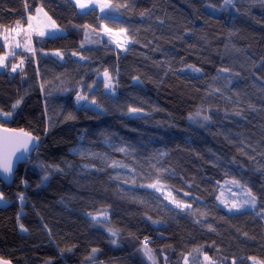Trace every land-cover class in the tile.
<instances>
[{
	"label": "trees",
	"instance_id": "1",
	"mask_svg": "<svg viewBox=\"0 0 264 264\" xmlns=\"http://www.w3.org/2000/svg\"><path fill=\"white\" fill-rule=\"evenodd\" d=\"M105 1L126 7L103 19L70 0H0V28L26 27L41 8L64 32L34 37L21 70L0 72V126L39 140L12 185L0 183V259L149 264L147 240L156 264L194 253L264 264V2ZM101 25L124 31L127 49L87 45L85 32ZM105 71L115 96L98 81ZM79 93L99 110L76 107ZM199 113L208 119L197 130L189 118ZM233 181L256 197L254 211L218 205ZM152 184L189 209L169 206Z\"/></svg>",
	"mask_w": 264,
	"mask_h": 264
},
{
	"label": "rangeland",
	"instance_id": "2",
	"mask_svg": "<svg viewBox=\"0 0 264 264\" xmlns=\"http://www.w3.org/2000/svg\"><path fill=\"white\" fill-rule=\"evenodd\" d=\"M78 9L80 13H85L89 10H96L99 13L100 18L106 19L108 15V11L110 8H105L104 11H101L99 7V3L101 2H107L105 0H91L89 3V7L85 9H81L78 7L77 0H70ZM87 2V0H86ZM108 3V2H107ZM229 2H225V6L228 5ZM222 6V5H221ZM224 6V7H225ZM229 9V6L226 7ZM225 8V9H226ZM41 9V8H38ZM35 11L32 21L28 20L27 26L23 27L21 29L14 28V29H7V28H0V41L4 46L5 49V55L2 57H6L4 60V63L0 65V72H5L6 70L10 73H16L21 70L23 63L21 64V61L24 62L25 59H22L23 56H32L33 55V38H47L50 40H55L59 37L64 36V32L59 29L57 26L53 28L51 26V21L49 20V16L44 15V11L41 12ZM211 10L212 8L210 6H207V10ZM209 10V11H210ZM212 12V11H210ZM110 19V18H109ZM31 23L32 29H28V25ZM43 31L44 35H39V32ZM85 42L87 45H97L98 42L104 40L109 42L117 51L123 52L127 49L129 45V41L126 37V33L124 31H111L106 32L105 27L101 25L100 30L97 33H88L85 32ZM20 44V47H17V44ZM119 45V46H118ZM28 48H31L32 50L29 51ZM12 53V54H10ZM55 53V52H52ZM56 57L60 58V55H56ZM16 66V70L13 71V67ZM98 81L103 86V92L105 94L115 96L116 94V87L115 83L111 81V87L106 88L105 87V73H102L98 77ZM96 87L93 86L91 88V91H93ZM79 97H85L83 94H78L75 98V105L78 108H89V109H95L99 110V108L89 101L87 97L78 99ZM204 124H207V120L205 119V116L202 113H199L191 118H189V126L193 129L200 130L202 129V126ZM159 189V190H157ZM151 192H154L158 195H160L164 201L171 206L172 208L178 210V211H184L189 209L186 206L181 205L180 207H177V203L172 200L170 194L160 187H151L148 189ZM248 190L245 188H242L232 182H226L222 184L219 187V193H218V199L217 203L218 205L224 209L227 213H241V212H248V211H254L255 210V204L253 205L251 201V197L248 195ZM245 201H249V203H245ZM241 205L242 207L237 209H232L233 204ZM8 205V202L4 199L0 200V208H4ZM231 209V210H230ZM99 222H102L104 220V217H97ZM100 227L102 230H104L107 235L111 238L112 244L116 245V233L112 231L111 229L107 228L105 224H100ZM115 233V235H113ZM115 241V243H113ZM145 253V257L149 264H156L155 258L153 255L146 254V250L143 251ZM200 254V253H199ZM149 255L151 256V259L149 258ZM252 264H258L256 262H251ZM182 264H208V261L205 260L204 255H197V253H194L193 255L186 256L184 258Z\"/></svg>",
	"mask_w": 264,
	"mask_h": 264
},
{
	"label": "snow or ice",
	"instance_id": "3",
	"mask_svg": "<svg viewBox=\"0 0 264 264\" xmlns=\"http://www.w3.org/2000/svg\"><path fill=\"white\" fill-rule=\"evenodd\" d=\"M90 2H91V0H87V2H86V0H77L78 7H80L81 9L88 8ZM226 2H230V0H226ZM262 2H264V0H262ZM121 6L126 7V5H112V4L107 3V2L99 3V7H100L101 11H104L105 8H112V7L118 8ZM41 11H42V9L37 10V12H41ZM44 15L47 16V13H44ZM33 19H35V17H33V16L28 17L29 21H32ZM49 20H51L50 17H49ZM51 26L53 28L56 27L55 21H51ZM85 27L87 28L88 26L85 25ZM17 28L18 29L22 28V25H20L19 21H17ZM28 29H32L31 23H29ZM105 31L110 32V30L107 28H105ZM44 34L45 33L43 31L39 32V35H41V36ZM16 46L20 47V44L18 43ZM28 50L31 51L32 49L28 48ZM10 54H12V53H10ZM57 54L59 55V53H57ZM73 55H75V53H73ZM5 59H6V57H0V65H2L4 63ZM22 63H23V61H21V64ZM12 70L15 71L16 66H14ZM197 71H199V69H197ZM105 87L106 88L111 87V79H110L107 71H105ZM82 98H85V97H79L78 96V99H82ZM20 103H21V101L18 100L16 102V104L13 105V108H16ZM92 103H95V101L93 100ZM130 111L135 112L138 110L137 109H130ZM4 115H11V113H5ZM205 119L207 120L208 117H205ZM3 131L5 134L3 136H0V146H2V147H0V169H2L5 173H11V171H12L11 155H13L15 153V151H17L19 148H23L25 151H27L28 145L32 141L37 140L38 137L32 136L31 133L25 132L23 129L19 130V132H15L14 130H8V129H4ZM10 145L14 146V147H12L11 153H9L6 150L7 146H10ZM45 179H47V177H45ZM233 183H238V182L233 181ZM149 186L156 188L157 184H152ZM157 190H159V189H157ZM248 195L251 197L250 202L254 205L256 197L252 195L251 191L248 192ZM2 199H3V195L0 194V200H2ZM21 199H23V196H21ZM245 203H249V201H245ZM180 206H181L180 202H177V207H180ZM185 206L190 207V205H185ZM240 207H242V206L237 205L235 203L232 205V209L239 210ZM21 229L26 231V229L23 228V225H21ZM113 235H115V233H113ZM113 243H115V241H113ZM145 248H146V254H149L151 252V250L147 249L146 242H145ZM93 251L95 252L96 250L93 249ZM149 258L151 259L150 255H149ZM205 260L208 261V264H213V262L210 260L209 257L205 256ZM0 264H9V262L3 261L2 259H0Z\"/></svg>",
	"mask_w": 264,
	"mask_h": 264
},
{
	"label": "water",
	"instance_id": "4",
	"mask_svg": "<svg viewBox=\"0 0 264 264\" xmlns=\"http://www.w3.org/2000/svg\"><path fill=\"white\" fill-rule=\"evenodd\" d=\"M4 128L0 126V136H3ZM8 130H14V129H8ZM15 132H19V130H14ZM2 147V146H0ZM12 145L7 146V151L11 153L12 151ZM39 147V140H34L28 145V150L25 151L23 148H19L13 155H11V161H12V171L11 173H5L2 169H0V183L5 186L6 188H9L12 185L14 174L19 166L25 165L33 156L37 148ZM5 261V260H3ZM9 264H11L9 262Z\"/></svg>",
	"mask_w": 264,
	"mask_h": 264
},
{
	"label": "built area",
	"instance_id": "5",
	"mask_svg": "<svg viewBox=\"0 0 264 264\" xmlns=\"http://www.w3.org/2000/svg\"><path fill=\"white\" fill-rule=\"evenodd\" d=\"M145 242H146V245H148V242H147V240H143L142 241V245L145 247Z\"/></svg>",
	"mask_w": 264,
	"mask_h": 264
}]
</instances>
